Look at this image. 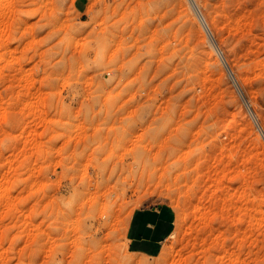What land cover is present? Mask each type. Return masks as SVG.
<instances>
[{"label": "rangeland", "instance_id": "obj_1", "mask_svg": "<svg viewBox=\"0 0 264 264\" xmlns=\"http://www.w3.org/2000/svg\"><path fill=\"white\" fill-rule=\"evenodd\" d=\"M196 2L237 85L190 0H0V264H264V0Z\"/></svg>", "mask_w": 264, "mask_h": 264}, {"label": "crops", "instance_id": "obj_2", "mask_svg": "<svg viewBox=\"0 0 264 264\" xmlns=\"http://www.w3.org/2000/svg\"><path fill=\"white\" fill-rule=\"evenodd\" d=\"M176 218V211L169 204L134 210L125 229L128 250L145 256L159 255L175 228Z\"/></svg>", "mask_w": 264, "mask_h": 264}, {"label": "bare ground", "instance_id": "obj_3", "mask_svg": "<svg viewBox=\"0 0 264 264\" xmlns=\"http://www.w3.org/2000/svg\"><path fill=\"white\" fill-rule=\"evenodd\" d=\"M190 3H191V5H192V7L194 8L195 12L197 13L198 18L200 19V21L202 22V24L204 25V27H205L206 30L208 31L209 37H210V39L212 40L215 49L218 51V54H219L220 57H221V54H223V52H222V50L220 49V47L216 44V42H215V40L213 39V36H212L211 32L209 31V29H207V26H206V25H207V21L205 20L204 16H203L202 13L200 12V10H199V6H198L196 0H190ZM221 59H222V58H221ZM222 61H223L224 64H227L226 59H224V60L222 59ZM230 69H231V68H230ZM231 72H232V74H231ZM229 75H230L231 79H233L234 82H235L236 85H237V82H236V76L234 75L232 69H231V71L229 72ZM237 89H238V91H241V88H240L239 86H237ZM239 93H240V92H239ZM243 97H244V95H243ZM243 100L245 101V103H246V105H247V108H248L249 112H251V114H254L253 111H252V109H251V107H250V105L248 104L247 100L245 99V97L243 98ZM254 117H256V116L254 115ZM258 126H259V129L261 130V132H262V134H263V136H264V132H263V130L261 129V127H260L259 124H258ZM102 192H103V191H102ZM103 193H104V192H103ZM81 208H82V207H81ZM78 216H79V215H78Z\"/></svg>", "mask_w": 264, "mask_h": 264}, {"label": "water", "instance_id": "obj_4", "mask_svg": "<svg viewBox=\"0 0 264 264\" xmlns=\"http://www.w3.org/2000/svg\"><path fill=\"white\" fill-rule=\"evenodd\" d=\"M221 58H222L223 60L225 59V57H224L223 54H221ZM225 66L227 67L228 71L230 72L231 69H230V67L228 66V64H225ZM231 74H232V72H231Z\"/></svg>", "mask_w": 264, "mask_h": 264}]
</instances>
